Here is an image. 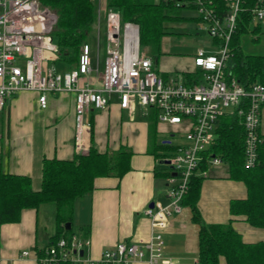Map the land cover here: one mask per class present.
Instances as JSON below:
<instances>
[{
	"label": "built area",
	"instance_id": "obj_1",
	"mask_svg": "<svg viewBox=\"0 0 264 264\" xmlns=\"http://www.w3.org/2000/svg\"><path fill=\"white\" fill-rule=\"evenodd\" d=\"M192 1L196 5V16L215 43L212 50L198 48L194 56L195 69L189 78L160 75L153 59L142 50L139 24L123 21L119 10H105L101 5L95 25L97 55L93 56L90 44L84 43L77 65L60 70L56 65L62 62L60 49L53 36L57 23L55 11L39 0H0V110L9 96L22 89L38 92L43 108L48 105L50 93L74 92V139L78 152L88 149L91 123L86 113L92 107L107 108L114 95L131 116L140 105L146 115L153 110L160 122L178 126L169 139L162 141L172 149L163 155L169 164L167 193L170 201L145 210L152 224L149 238L120 240L98 258H93L86 253L90 239L73 234L46 247L44 254L38 257L40 264L66 261L135 264L141 260L148 264H172L164 256L162 230L167 218L180 211L191 178L206 175L207 169L201 170V165L225 162L213 154L211 148L218 137L220 120L226 114L237 112L241 117L246 129L245 165L257 164L258 147L264 134V83L256 82L246 89L227 69L231 59L230 42L238 26L243 0H224L226 9H221L214 0ZM251 13L255 22L264 23V0H260ZM102 39L106 41L103 65L99 55ZM89 76L100 85H92L86 79ZM1 148L0 136V154ZM29 253L30 250L22 251L23 255Z\"/></svg>",
	"mask_w": 264,
	"mask_h": 264
},
{
	"label": "crops",
	"instance_id": "obj_2",
	"mask_svg": "<svg viewBox=\"0 0 264 264\" xmlns=\"http://www.w3.org/2000/svg\"><path fill=\"white\" fill-rule=\"evenodd\" d=\"M95 25L96 22L94 33ZM214 43L211 39V46L204 48L212 50ZM153 61L158 68V60ZM60 63L62 67H67L60 70L70 68L63 61ZM194 69L193 64L182 75L186 76V72ZM162 71L165 77L174 75L169 68ZM86 79L92 85H100L94 77ZM75 98L74 92L52 94L48 96L47 107L43 108L36 91L22 89L9 96L0 110V171L29 176L33 190L37 191L43 183L45 157L73 159L76 154L88 152L92 144L102 152L116 150L121 146L130 148L133 151L130 167L121 177H96L94 189L77 198L74 203V217L70 228L72 227L73 234L90 239L86 253L98 258L106 248L113 247L120 240L139 241L149 238L152 224L145 210L148 207L157 208L159 204L167 205L170 201L167 193L168 175H164L169 173V164L163 159L165 153L162 156L160 153L165 150L167 152L169 147L164 150L154 149L150 123H155L157 144L163 143L171 135L166 129L163 132L159 130V124L164 122L157 119L153 110L146 115L144 107L137 112L136 107L132 117L130 111L121 108L118 96L114 95L107 108L92 107L86 113L87 121L93 125V129L87 136L88 149L78 152L74 139ZM112 110L118 121L114 125V128L117 127L115 134L110 136ZM138 113L140 117L146 118L145 122ZM124 116L127 117L125 124ZM102 122L105 129L100 130L102 133L99 140H95ZM262 129L264 132V123ZM223 163L208 164L198 200L202 217L209 223H227L234 218L233 227L245 242L264 241L263 227L251 225L244 216L231 214V201L246 198L248 191L244 181L229 177L228 164L226 161ZM56 212V202L49 201L36 208H24L18 221L2 223L0 264H40L38 250L45 249L52 243L58 229ZM192 216L191 207L182 205L179 212H174L167 218V225L162 230L164 256L172 264L197 263L200 225ZM76 226L77 229L74 230L73 227ZM23 250H30V253L23 255ZM135 264L148 263L141 260ZM219 264H227L224 256L220 257Z\"/></svg>",
	"mask_w": 264,
	"mask_h": 264
},
{
	"label": "trees",
	"instance_id": "obj_3",
	"mask_svg": "<svg viewBox=\"0 0 264 264\" xmlns=\"http://www.w3.org/2000/svg\"><path fill=\"white\" fill-rule=\"evenodd\" d=\"M57 14L53 36L60 49V59L68 65H77L84 43L93 32L97 19V9L101 4L105 10L117 9L123 21H133L140 26V42L150 45L160 52L162 37L167 34L166 22L174 7L188 5L196 8L190 0H39ZM221 9H226L224 0H214ZM260 0H243L237 29L230 42L231 59L227 69L246 89L256 82L264 83V54L246 53L242 47V37L253 33H264V23L255 22L251 13ZM188 18L182 16V18ZM192 19L199 20L197 16ZM215 41V40H214ZM192 77V71L185 73ZM155 119V118H154ZM93 129V125H91ZM151 139L155 150H164L167 145L155 141V123H150ZM217 140L211 148L213 154L222 157L229 167V177L242 180L247 185L246 198L233 199L230 212L233 216H244L251 225L264 228V134L258 147V161L252 167L245 165L246 129L241 117L235 113L226 114L220 120ZM133 151L121 146L116 150L100 151L93 144L86 153H79L73 159L44 158L43 183L40 190H33L31 178L26 175L9 174L0 171V226L4 222L20 219L24 208H36L41 203L53 201L57 205L58 229L52 242L59 238H70L75 200L94 189L98 176L121 177L130 167ZM204 162L201 170H206ZM164 175H169L165 174ZM204 176L194 175L189 189L182 199V205L192 209L193 220L200 225L199 252L196 264H219L220 257L227 264H264V241L245 242L233 227L231 218L227 223H209L204 220L198 207L201 183ZM44 254V248L38 255ZM60 264H73L70 261Z\"/></svg>",
	"mask_w": 264,
	"mask_h": 264
},
{
	"label": "rangeland",
	"instance_id": "obj_4",
	"mask_svg": "<svg viewBox=\"0 0 264 264\" xmlns=\"http://www.w3.org/2000/svg\"><path fill=\"white\" fill-rule=\"evenodd\" d=\"M171 15L177 16L174 18H170L166 22L167 27V34H165L161 39L160 44V52L153 51L150 45H143L141 44L142 50L146 51L148 55L153 59L158 60V68L157 72L160 75H163V69L169 68L171 73L174 75L181 76L183 74V71L187 69H191L194 64V56L198 50L199 47H207L211 46V37L207 33V31L203 28V24L200 20H194L192 19L193 16L197 15V11L193 9L192 7L188 5H182L181 7H174L173 9H170L168 11ZM182 16H187L188 18L185 19L182 18ZM254 37H256L253 33H247L243 35L242 37V47L246 53L250 54H264V33L258 34V39L254 40ZM88 43L90 44L92 48L93 56L97 55V47H98V39L96 37V32L92 33L90 37L88 38ZM100 59L101 64L103 65L104 57L106 54V41L105 39H102L100 42ZM96 53V54H95ZM179 57V58H177ZM166 59L168 62H166ZM179 61V62H178ZM58 69H66L67 67H62V63L57 62ZM100 84V83H99ZM49 95H52L51 93ZM114 101H116V98L114 97ZM137 110H141L143 107L140 105H137ZM105 114V113H104ZM111 118H112V127L110 131V136H113L116 132V128H114L115 121L117 120V117L115 116L114 110L111 111ZM138 116L141 115L138 113ZM107 116H105L106 118ZM138 117V118H139ZM143 118L145 122V117ZM127 122V117H123V124ZM102 126V127H101ZM105 129V125L103 127L102 125L98 127V131L96 132L97 140L102 131L100 130ZM166 129L170 134L172 131L178 129V126H172L168 123H160L159 124V130ZM165 130V131H166ZM162 131V132H163ZM184 133L185 130H182ZM104 134V132H103ZM162 138V136H160ZM174 139H177L174 137ZM99 140V139H98ZM176 141V140H175ZM167 151L170 153L172 149H167ZM161 156L163 153H166L165 151H160ZM224 164V163H223ZM73 217H74V211H73ZM74 230L77 229V226L74 228Z\"/></svg>",
	"mask_w": 264,
	"mask_h": 264
},
{
	"label": "water",
	"instance_id": "obj_5",
	"mask_svg": "<svg viewBox=\"0 0 264 264\" xmlns=\"http://www.w3.org/2000/svg\"><path fill=\"white\" fill-rule=\"evenodd\" d=\"M151 206H153V203L151 204ZM66 226H67V228H70V226H71L70 222H68ZM80 253L83 254V251H81Z\"/></svg>",
	"mask_w": 264,
	"mask_h": 264
}]
</instances>
